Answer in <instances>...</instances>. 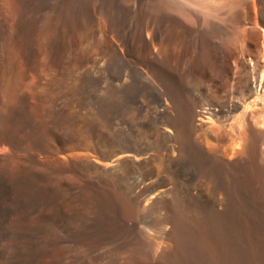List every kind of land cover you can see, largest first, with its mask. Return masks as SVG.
Segmentation results:
<instances>
[{
    "label": "bare ground",
    "instance_id": "1",
    "mask_svg": "<svg viewBox=\"0 0 264 264\" xmlns=\"http://www.w3.org/2000/svg\"><path fill=\"white\" fill-rule=\"evenodd\" d=\"M0 264H264V0H0Z\"/></svg>",
    "mask_w": 264,
    "mask_h": 264
}]
</instances>
